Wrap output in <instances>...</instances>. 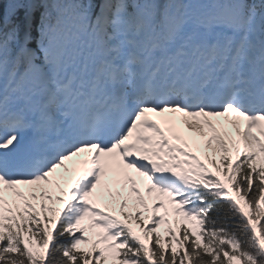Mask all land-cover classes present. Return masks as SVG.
Listing matches in <instances>:
<instances>
[{
  "label": "snow or ice",
  "instance_id": "6c2138e0",
  "mask_svg": "<svg viewBox=\"0 0 264 264\" xmlns=\"http://www.w3.org/2000/svg\"><path fill=\"white\" fill-rule=\"evenodd\" d=\"M0 264H264V0H0Z\"/></svg>",
  "mask_w": 264,
  "mask_h": 264
}]
</instances>
